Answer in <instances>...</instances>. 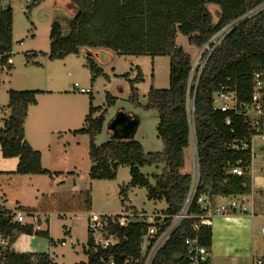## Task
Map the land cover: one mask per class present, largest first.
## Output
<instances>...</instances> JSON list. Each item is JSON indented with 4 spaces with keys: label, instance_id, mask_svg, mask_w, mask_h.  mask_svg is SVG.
<instances>
[{
    "label": "trees",
    "instance_id": "16d2710c",
    "mask_svg": "<svg viewBox=\"0 0 264 264\" xmlns=\"http://www.w3.org/2000/svg\"><path fill=\"white\" fill-rule=\"evenodd\" d=\"M45 0H32L31 10ZM76 14L69 23V33L64 35L59 22L53 24L50 39V59H65L79 55L83 49L109 50L119 55L167 56L170 58L169 87H152L148 102L141 105L136 84L144 81L139 70L131 80L130 102L145 110H154L159 116L158 135L165 148L161 153H145L135 137L130 140H110L98 146L96 136L106 121L105 110L92 106L85 119V128L76 131L91 136L89 157L93 163L92 180H114L120 167L130 169V185L121 191L122 203L128 199L131 188H147L148 198L165 201V214L171 222L186 202L192 186V176L184 172L185 151L190 147L192 127L196 133L200 162V182L197 197H236L250 194L249 177L231 174V147L245 132L243 118L235 113H223L215 109V94L223 87L235 88L242 101H248L252 93V77L264 65V11L247 19L230 32L211 55L205 53L193 77L192 56L178 47L177 36L182 34L190 44L203 48L223 28L240 19L264 0H71ZM13 52V9L0 6V59L7 62ZM92 81L101 69L89 59ZM12 66H10L11 68ZM9 68V69H10ZM42 90H9L10 116L0 129V148L5 159H18V175H58L42 165V153L26 140V121L29 109L38 103ZM117 98L107 95L108 106ZM190 101L192 108L190 109ZM191 115V117H190ZM134 116L139 124L140 119ZM232 119V125L226 119ZM139 128V125H138ZM232 129H235L232 132ZM137 133V132H136ZM136 136V135H135ZM144 166L162 167L152 185L142 173ZM86 208H91V194L86 192ZM28 211L27 209H23ZM196 202L191 212H197ZM138 212L135 210V216ZM15 213L0 206V264H55L48 254L19 253L11 249L18 236L50 238L49 230L36 229L32 224L23 225L14 220ZM121 217V216H118ZM195 220H185L173 233L153 264H188L185 240L194 237ZM150 223L148 218L133 219L122 227L116 223L112 231L120 241L103 250L95 248L89 239L87 264H144L141 254L143 236ZM201 243L211 250L212 227L200 231ZM2 241L6 242L5 245ZM86 264V263H81ZM264 264V262H263Z\"/></svg>",
    "mask_w": 264,
    "mask_h": 264
},
{
    "label": "rangeland",
    "instance_id": "374dc122",
    "mask_svg": "<svg viewBox=\"0 0 264 264\" xmlns=\"http://www.w3.org/2000/svg\"><path fill=\"white\" fill-rule=\"evenodd\" d=\"M31 4L32 0H0L1 7L13 9V66L0 70V129L5 127V120L10 116L9 90L47 91L40 94L38 103L29 109L26 140L42 153L43 167L59 174H11L0 178V205H5L14 213L21 212L24 215L23 225L32 224L36 229L50 231V238L18 236L11 245L13 251L48 254L55 264H87L86 250L90 239L88 216L91 212L132 217L136 210L138 218L143 219L163 215L167 203L149 200L148 189L136 187L128 191V199L123 204L121 191L131 182L128 167H120L114 180H92L90 171L93 163L89 157L91 136L76 131L85 128L92 102V106L99 110L94 118L107 111L103 129L95 138L96 145L101 146L110 140L109 125L117 114L124 112L140 119L135 140L142 144L145 153L163 152L165 145L157 130L160 121L158 113L136 107L130 102L131 80L137 78L139 70L142 71L144 81L136 87L141 105H146L152 87H169L170 58L115 53L114 58L108 60L100 56L98 62L95 54L83 49L79 55L52 60L49 56L53 24L59 22L64 35H67L73 18L71 11L76 12V9L71 0H45L30 10ZM176 43L192 56V75L195 77L198 68L204 65L202 59L196 63L203 48L190 44L182 34L177 36ZM89 59L101 69L94 81L88 66ZM1 63L6 62L0 59ZM75 84L90 89L92 94L80 93L74 89ZM108 94L117 98L116 104L111 107L107 103ZM221 105L222 102L216 98L215 106ZM1 155L2 152L0 161L4 160ZM185 156L184 172L191 174L192 144L185 151ZM141 171L155 185V177L162 173V167L144 166ZM87 191L91 194L89 210L85 199ZM231 198L217 197L216 200L225 202ZM248 198L249 194L236 196L240 203L247 202ZM261 228L259 223L255 237L264 243ZM63 242L65 245H62ZM260 257L261 254L256 253L245 264H257Z\"/></svg>",
    "mask_w": 264,
    "mask_h": 264
},
{
    "label": "built area",
    "instance_id": "2783aa9c",
    "mask_svg": "<svg viewBox=\"0 0 264 264\" xmlns=\"http://www.w3.org/2000/svg\"><path fill=\"white\" fill-rule=\"evenodd\" d=\"M264 11V3L250 10L240 19L232 22L220 32H218L211 41L206 44L202 52L197 57L198 63L205 53H213L235 28L241 25L247 19H251ZM222 35L221 38L219 36ZM205 64V63H204ZM13 66L12 59H8L6 63H1L0 70L9 69ZM196 66V65H195ZM252 93L248 101H242L238 97L237 90L231 87H223L215 94V99L222 102L220 110L223 113H235L243 118V129L245 132L241 135L231 147V161L232 167L230 173L238 177L247 176L253 179L257 170L261 168L264 173V65L254 73L252 77ZM75 90H79L82 94H92L90 89L80 88L78 84L74 85ZM192 106V111H193ZM191 117V115H190ZM228 126L232 125V119H226ZM235 129H232L234 132ZM259 142V143H258ZM192 151H193V170L192 186L182 211L173 216L171 222H168L169 216L165 213L163 215L156 214L148 218L150 223L146 234L142 240L141 254L144 258V264H153L159 252L163 249L173 233L181 226L185 220H195L192 225V230L195 236L188 237L185 240L187 246L188 264H210V249L201 243L200 231L203 227H210L212 225V218L216 216H224L237 210L247 212L248 209L239 202L236 197L230 200L219 202L215 198L208 195H200L197 197L198 186L200 182V162L198 155V146L195 130L192 127L191 137ZM225 198V197H221ZM196 202L198 211L191 212V208ZM121 216V215H120ZM138 219V216L133 214L128 216H111V215H96L91 212L88 216V232L91 243L95 248L107 250L120 241L119 236L113 233L112 228L116 223L122 227L128 221ZM14 220L19 223L24 222V215L21 212H16ZM212 227V226H211ZM264 233V228H262ZM4 241H2L3 243ZM62 245H65L63 242ZM111 264H114L113 262ZM258 264H263L262 260Z\"/></svg>",
    "mask_w": 264,
    "mask_h": 264
},
{
    "label": "crops",
    "instance_id": "0c3cea01",
    "mask_svg": "<svg viewBox=\"0 0 264 264\" xmlns=\"http://www.w3.org/2000/svg\"><path fill=\"white\" fill-rule=\"evenodd\" d=\"M71 14L73 17L76 12L71 11ZM84 50L95 54L98 62H100V56L108 60L110 57L114 58L115 54L103 49ZM48 92L51 93L52 91L48 90ZM31 146L33 147L34 145L32 144ZM3 159L0 161V178L2 179L5 176L9 177L11 174H14L13 172L18 166V159L16 158ZM242 202L247 207V212L237 210L224 216L212 218L213 243L210 251V264H218V262L220 264H245L248 258L256 253L261 254L259 260L264 262V243L258 241L255 237V230H257L258 224L261 223L262 228H264V173L261 168L257 170L252 179L251 192L247 202ZM0 206L10 210L3 204ZM262 228L261 233L264 235ZM26 252L29 251L19 253Z\"/></svg>",
    "mask_w": 264,
    "mask_h": 264
},
{
    "label": "water",
    "instance_id": "95a60500",
    "mask_svg": "<svg viewBox=\"0 0 264 264\" xmlns=\"http://www.w3.org/2000/svg\"><path fill=\"white\" fill-rule=\"evenodd\" d=\"M138 125L134 116L120 112L109 125V132L115 140H130L135 137Z\"/></svg>",
    "mask_w": 264,
    "mask_h": 264
}]
</instances>
